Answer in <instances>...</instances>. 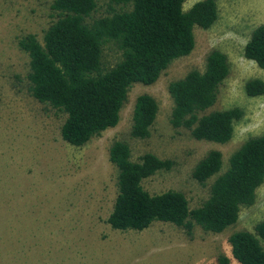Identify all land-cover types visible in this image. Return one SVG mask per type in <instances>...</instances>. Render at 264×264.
<instances>
[{
  "label": "rangeland",
  "instance_id": "1",
  "mask_svg": "<svg viewBox=\"0 0 264 264\" xmlns=\"http://www.w3.org/2000/svg\"><path fill=\"white\" fill-rule=\"evenodd\" d=\"M52 1L0 0V264H220L219 255L228 257V264H240L231 255L227 237L235 230L253 231L264 218V182L254 203L242 207L237 222L220 233L195 225L187 234L162 221L142 231H119L106 221L118 191L108 149L120 139L129 143L132 160L147 151L172 159L171 169L142 181L144 189L151 194L180 190L190 208L201 205L215 175L201 185L192 176L195 164L217 149L224 170L230 152L248 136L264 131V95L250 97L244 91L248 79H264V69L243 56L252 30L264 23V0H216L217 19L208 29L195 27L193 50L175 59L154 83L133 84L118 124L80 147L61 138L64 114L32 97L28 56L18 45L28 33L42 40L55 19ZM196 1L185 0L184 8ZM96 2L94 16L105 15L108 0ZM213 49L227 55L230 72L211 109L243 110L232 139L223 144L196 140L169 123L168 83L191 69L203 71ZM104 57L108 66L117 61L113 46ZM142 93L152 95L159 105L146 139L130 134L134 103Z\"/></svg>",
  "mask_w": 264,
  "mask_h": 264
},
{
  "label": "trees",
  "instance_id": "2",
  "mask_svg": "<svg viewBox=\"0 0 264 264\" xmlns=\"http://www.w3.org/2000/svg\"><path fill=\"white\" fill-rule=\"evenodd\" d=\"M108 2L106 14L94 16L96 0H53L50 8L55 19L45 28L42 40L28 33L18 41L28 56L26 77L32 97L64 114L61 138L76 147L116 126L129 88L135 83H154L175 59L188 55L195 46V27L210 28L218 13L216 0H198L188 9L185 0ZM111 46L117 61L108 66L104 54ZM243 56L264 69V23L252 30ZM229 72L227 55L213 49L203 71L191 69L169 82L171 126L187 130L196 140L229 142L243 110L239 106L211 109ZM244 91L250 97L264 95V79H248ZM158 112L152 95H138L131 136L149 138ZM108 153L116 168L118 191L106 221L119 231H142L162 221L187 234L195 225L220 233L237 222L242 207L254 203L264 182V131L248 136L230 152L224 170L217 149L209 150L195 164L192 176L198 183L205 185L215 178L209 196L193 208L180 190L151 194L142 185L145 178L171 169L172 159L147 151L138 161L132 160L129 143L120 139L112 141ZM227 241L238 263L264 264V218L253 231H232ZM218 261L228 264L229 258L219 255Z\"/></svg>",
  "mask_w": 264,
  "mask_h": 264
}]
</instances>
